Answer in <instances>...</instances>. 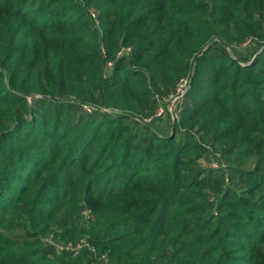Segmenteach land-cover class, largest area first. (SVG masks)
Returning a JSON list of instances; mask_svg holds the SVG:
<instances>
[{"label":"trees","instance_id":"trees-1","mask_svg":"<svg viewBox=\"0 0 264 264\" xmlns=\"http://www.w3.org/2000/svg\"><path fill=\"white\" fill-rule=\"evenodd\" d=\"M187 75L173 119L156 91ZM50 235L108 264H264V0H0V264H99Z\"/></svg>","mask_w":264,"mask_h":264},{"label":"rangeland","instance_id":"rangeland-1","mask_svg":"<svg viewBox=\"0 0 264 264\" xmlns=\"http://www.w3.org/2000/svg\"><path fill=\"white\" fill-rule=\"evenodd\" d=\"M90 13H91V15L93 16V14H95L96 15V20H97V24H99V19H98V15H97V13L94 11V9L93 8H90ZM94 17V16H93ZM95 18V17H94ZM254 36H257V34H253ZM252 35V36H253ZM249 38V37H248ZM244 42L245 41H243L242 43H241V45L240 46H243V44H244ZM128 48V47H127ZM229 50H230V52L232 53V54H234V52H233V49L232 48H229ZM125 55V54H124ZM235 55V54H234ZM183 78H188V82L187 83H185V88H186V92L188 91V89L190 88V86H191V77H190V75H187V76H185V77H183ZM183 78H181V79H179L177 82H176V84H175V86L171 89V88H167V87H165V86H163V85H161V86H159V88H158V90L156 91L157 92V94H159V95H157V97L159 98V99H163L164 101V103H166V106H167V109L171 112V114H172V117H173V119H175L176 118V114L178 113L179 114V111L181 110V108H182V104H183V98H184V96L183 97H179L178 98V92H179V89H181V85H182V79ZM186 92H185V94H186ZM89 106H91L92 107V112L93 111H96V110H98L99 108H102V110L103 111H106V112H110V113H114V114H119L120 113V110H116V109H111V108H107V107H105V106H98V104H89ZM162 107H164V106H162ZM162 107H160L159 108V111H160V109L162 108ZM85 109V108H84ZM163 109V108H162ZM71 111V110H70ZM88 112V111H87ZM91 112V113H92ZM211 136H212V134H209V135H207L206 136V138H205V144H206V146H210L211 148H210V150H209V152H207L206 153V156H204V158L203 159H201V165H202V167H212L211 166V164H212V162L214 161V160H216V156L218 157V155H220V152H219V150H220V143H218V145L215 147L212 143H210V140H211ZM221 156V155H220ZM221 159L223 160V161H225L226 162V159L225 158H222L221 157ZM57 229V228H56ZM49 237V236H48ZM81 239H84V238H81ZM80 239V240H81ZM79 239L78 240H76V241H80Z\"/></svg>","mask_w":264,"mask_h":264},{"label":"built area","instance_id":"built-area-1","mask_svg":"<svg viewBox=\"0 0 264 264\" xmlns=\"http://www.w3.org/2000/svg\"><path fill=\"white\" fill-rule=\"evenodd\" d=\"M93 16L96 18L95 14H93ZM251 43H253V39H252V37H249L245 40L243 46H248ZM129 52H130V48L125 47L119 51V55L128 54ZM111 65H112V63H109V66H111ZM187 82H188V78L182 79V85H181V89H179V92H178L179 93L178 98L183 97L185 95L186 88L184 85ZM84 108L88 112H92V110H93L92 107L89 105H85ZM162 112H163V109L161 108L159 111V114H161ZM176 117H178V113L176 114ZM211 166L213 168H216V169H221V168L226 169L227 168V164L223 160H220V161L216 160V161L212 162ZM82 214H83V216H85L86 219H90V217H91V211L90 210L86 209L82 212ZM45 240L48 243L55 246L58 251L69 250V251L74 252V254L77 256L83 250H88L96 256V259L99 262V264H108L109 263V258L105 254L99 255L95 246L92 245L86 238L81 239L80 241L61 242V241H57L53 235H50L49 237H46Z\"/></svg>","mask_w":264,"mask_h":264}]
</instances>
